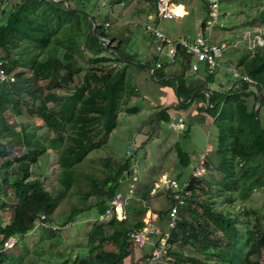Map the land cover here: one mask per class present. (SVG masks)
<instances>
[{"label":"trees","instance_id":"16d2710c","mask_svg":"<svg viewBox=\"0 0 264 264\" xmlns=\"http://www.w3.org/2000/svg\"><path fill=\"white\" fill-rule=\"evenodd\" d=\"M90 1L69 0L67 5L53 0H12L9 5L12 12L7 23L0 24V58L5 59L3 66L6 72L15 77L12 81L0 83V189L4 193L5 186L10 187L14 200L8 220L0 219V237L12 234L19 240V236L28 233L37 222L66 224L79 212L95 207L97 216L85 234L82 249L77 248L64 255L58 250L62 256L59 264H124L132 242L127 233L144 224L143 215L150 209L153 226L169 232L167 255L175 254L181 264H262L264 225L256 214L257 208L245 206L241 212L243 219L234 211L217 208L215 202L217 198H223L224 202L232 203L236 197L244 201L254 187L264 185L261 162H264V119L260 117L264 97L255 111L258 94L248 81L240 77L233 80L236 83L232 88L227 86L233 82L228 81L226 86L219 82L220 87L211 88L208 95L205 88L216 81L215 71L203 70V82L189 86L187 71L191 67L192 56L180 46L174 56L181 65L178 73L167 74L164 70L167 62L160 60L159 55L151 60L155 67L151 76L172 86L178 98L174 104L169 103L153 113L152 119L145 124V134L150 135L147 129L155 119L167 122L172 112L185 110L188 118L204 119L207 115L213 118L217 140L205 160L204 173L189 174L181 193L183 203L178 208L175 224L164 228L170 206L175 201L171 188L165 187L154 196L150 193L154 181L143 183L139 177L128 180L139 185L131 197L140 199V202L125 203L127 217L98 218L117 191L125 196L128 193V187L122 188L121 177L132 168V159H137V152L143 148L147 138L136 145L121 165L107 171L101 169L105 172L103 178L86 174L89 189L83 193L85 196L95 195L94 202L73 205L66 215L53 218L54 196L39 177L25 169L36 165L47 149H57L59 182L64 189H70L78 179L75 174L77 164L91 150L106 144L110 133L117 127L121 100L131 92L128 86L133 77L131 69L149 64L139 63V53L127 49L126 39L116 41L115 37H110L105 26L107 15L102 17L95 13L96 4ZM172 1L179 5L183 3V0ZM203 4L201 27L206 29L209 2L203 0ZM256 18L260 24L264 23V8ZM93 20L96 22L95 32ZM80 35L82 49L88 59L87 68L81 75L80 67L75 64L79 60L76 53H80ZM104 39L108 40L107 44ZM29 41L42 47L29 59L33 61L30 72L11 59L21 45ZM43 53L46 58L38 59ZM157 61L161 62L158 67ZM237 65L241 67L240 73L252 78L264 94V42L256 46L253 54H240ZM43 80L44 84L41 83ZM208 100L211 105H208ZM193 109L195 113H192ZM126 110L136 112L139 106L131 105ZM24 113L40 118L47 128L54 131V135L41 137L27 130L25 123L21 122V136L11 137L7 118L11 114L21 117ZM17 143L27 151L12 153ZM177 158L182 167L188 165L189 156L181 147H177ZM211 169L220 173L218 195L200 199L201 193L211 190ZM173 177L182 184L181 173ZM163 195L165 199L156 204V198ZM251 215H255L253 222L250 221ZM54 235L52 227L43 228L40 241L50 244ZM219 235L225 239L224 244L218 240ZM105 241L114 244L116 250L105 248ZM34 248L39 249L40 246L37 244ZM183 248L190 249L191 253L183 252ZM21 259L20 252L17 255L10 251L0 252V264H19Z\"/></svg>","mask_w":264,"mask_h":264},{"label":"rangeland","instance_id":"374dc122","mask_svg":"<svg viewBox=\"0 0 264 264\" xmlns=\"http://www.w3.org/2000/svg\"><path fill=\"white\" fill-rule=\"evenodd\" d=\"M11 2H9V5ZM63 2L68 5L67 0H63ZM90 2L96 4L94 7L95 13L101 14L102 17L105 14L107 15L106 19L110 24L106 26L107 30L110 31L113 27L112 29L116 31L118 27H122L120 32H122L124 39H126L127 49L131 52L139 53L138 58H144L146 53L156 51V39L149 30L145 31V23L150 20L148 15L151 14L152 18H155L156 15L155 3L153 1L91 0ZM183 3L189 13L184 17L171 16L162 18L159 24L170 36L180 37L186 35L188 32L191 34L196 33L199 20L204 16L203 0H183ZM9 5L3 9H11ZM177 8H182L180 10L184 12L183 7L179 6ZM262 8H264V0H219L220 18L225 27H218L221 25H217L213 27L211 34L213 38L215 37L214 39L217 37L226 39V46L219 60L220 65L216 67L215 71L217 75L215 78H219L216 81L223 82V86H226L228 81L231 83L235 80L227 67L232 68V70H240L241 67L237 65L238 56L240 54H253L256 46L262 45L264 42V23L260 24L258 18H256V15ZM78 39L80 42V53H76L79 60L75 64L80 67L79 73L81 75L87 68L88 59L86 52L82 49V36L80 35ZM105 41L108 40L105 39ZM41 49L42 47L38 43L25 42L21 45L19 52L11 56V59L16 60L20 67L30 72L33 61H29V59L35 56ZM45 58L46 54L44 53L38 56V59ZM41 83L44 84L45 80L41 81ZM133 83L134 80L132 78L128 84L131 92L127 93L121 100L117 127L110 133L106 144L91 150L84 160L77 164L75 174L78 179L73 182L70 189H64L59 182L60 167L57 149H47L40 156L36 165L25 169L26 172H32L35 176L39 177L45 188L54 196L55 203L51 210L53 218L58 219L66 215L73 205L82 206L94 202L96 199L95 195L89 194L85 196L83 193L89 189L86 174L95 175L100 179L103 178L105 172L102 170L107 171L108 168L121 165L127 155H130L133 148L128 150L129 144H141V140H136L133 137L137 132L136 129L143 126L141 123H143L144 118H147L148 114L145 111L146 109L142 107L141 98H138L136 96L137 93H134ZM131 105L139 106V111L127 112L126 108ZM260 117L264 119V105L260 110ZM7 121L9 133L13 138L21 136V122L25 123L27 130L41 137L54 135V131L47 128L40 118L27 115L26 113L21 117L11 114L7 118ZM165 127L171 131L163 130L156 131L153 135L150 134L147 141H144L143 148L138 150L137 159H132V168L122 175V188L128 187L125 199L126 204L129 202H140V199L131 197L139 185L134 181L129 183V178L136 180L139 177L143 183L153 180L154 184L150 193L155 196L156 192L168 186L166 178L181 173L182 176H186V180L190 173L194 174L196 172L194 167L198 158V152L203 150L206 155L205 158H207L216 145L217 128L215 125H210L209 127H201L198 124L191 125V131L188 136L182 135L180 131H172L167 124H165ZM175 137L179 140L181 147L188 151L190 155L189 163L185 167H182L178 162L175 148L171 144ZM26 151L27 148L20 143H17L12 149V153H23ZM3 152L9 154L8 150H4ZM1 160L2 157L0 156ZM261 162L264 166V162ZM204 171L200 170L198 175L203 174ZM209 174L211 176V190L207 191L206 194L201 193L200 199L203 197L214 198L218 195L217 189L220 187V173L211 169ZM12 196L13 191L10 187L5 186L4 193L0 189L1 220H8L9 218V211L14 201ZM164 199V195L156 198V204ZM215 206L223 210L229 209L234 211V213L238 214L240 218L243 217V219L245 217L241 212L245 206L257 208L256 214L264 225V185L254 187L244 201L236 197L232 203H227L224 202L223 198H217ZM96 216V208L92 207L88 211L79 212L74 219L66 224L37 222L28 233L19 236L18 243L9 251L14 255H17L19 252L22 254L19 264H59L62 256L59 255L58 250H61L60 252L64 255L72 253L77 248L82 249L86 241L85 234L93 224ZM145 217H147V212L144 213L143 220ZM254 219L255 215H251L250 221L253 222ZM49 226L55 230V235L50 239V244L46 241H40L41 230ZM217 237L222 244L225 243L222 235ZM37 244L40 246L39 249L34 248ZM103 245L107 249L116 250V246L109 241H105ZM146 246L144 245L143 247L145 248ZM137 247L134 243H130L129 249L131 252L124 258V264H145L143 258L135 253ZM182 251L191 253L190 249L186 248H183ZM166 256L160 264H181L176 260L175 254ZM261 262L264 264V246L261 252ZM67 264H70V262Z\"/></svg>","mask_w":264,"mask_h":264},{"label":"built area","instance_id":"2783aa9c","mask_svg":"<svg viewBox=\"0 0 264 264\" xmlns=\"http://www.w3.org/2000/svg\"><path fill=\"white\" fill-rule=\"evenodd\" d=\"M12 0H0V9L7 8L9 2ZM99 1V0H98ZM101 1V0H100ZM209 13L206 18L207 34L202 31L194 34H188L180 38H172L165 33L158 24L154 22L145 23L146 30L152 34L156 39L155 50L159 53H168L174 57L177 51V47L180 46L185 52L192 56L191 69L196 71L199 69V64L203 62L208 72H213L221 58L226 42L223 41H209L207 39L210 31L217 25H223L219 10V0H209ZM173 3L172 0H156L155 6L158 14V19L178 16L170 5ZM109 25V21H105V26ZM5 59L0 58V83L4 81L14 80L13 74H8L3 66ZM161 62L157 61L156 66H160ZM151 71L154 73L155 67H151ZM232 73L235 77H240L243 80L248 81L251 85L255 86V81L246 74H241L238 70L233 69ZM184 117L182 115L177 116L175 120L170 121L169 126L174 130H180L183 127ZM134 148L131 143L128 145V150ZM133 152V151H132ZM205 152H200L198 156V163L196 166L195 175H198L200 170L204 171L205 163ZM168 186L173 192V198L175 201L171 204L167 214L168 227H172L175 224L178 208L183 203L181 196L183 188L187 185V181L178 183V180L174 177L166 178ZM126 196L121 192L117 191L109 200L108 205L103 213L99 215L100 220H108L112 216L117 219L124 217V206ZM43 217V215H42ZM128 238L137 246H143L147 243L152 244L150 254L146 258L145 264H160V262L167 255V238L169 235L168 230H163L159 226H153L149 219H146L144 224L138 229H130L128 231ZM18 242V237L15 235H8L6 237H0V252L9 251Z\"/></svg>","mask_w":264,"mask_h":264},{"label":"crops","instance_id":"0c3cea01","mask_svg":"<svg viewBox=\"0 0 264 264\" xmlns=\"http://www.w3.org/2000/svg\"><path fill=\"white\" fill-rule=\"evenodd\" d=\"M67 1H68V4H69V0H67ZM176 6H181V7L184 6L183 8H185L184 3H182V5H176ZM155 9H156V6H155ZM179 9H182V8H179ZM187 13H189V12L186 9V12L185 13H183L181 15H178V16H175V17H184ZM155 14H156L155 15V18H152V15L151 14L148 15V17H149L150 20H148L147 22H150V21L152 22L153 21L155 24H158V26H159L161 20L158 19L157 11H156ZM1 15L2 14H1V10H0V16ZM112 28L110 29V31L108 30L110 37H115V40L116 41L119 40V39L124 38L122 32H120L122 30L121 29L122 28L121 26L118 27L116 31H114ZM162 30L169 35V33L167 31H165L164 29H162ZM145 31L147 32L146 29H145ZM200 31H202L203 33L207 34V28L205 29V28H202L201 27V19L199 20L198 28H197V31L196 32H200ZM211 31H210V34L207 37V39L209 41H223V40L225 41L226 40L223 37H217L216 39H214L215 37L213 38V36L211 34L212 33ZM188 34H190V33L188 32L186 35H188ZM186 35H183V36H186ZM183 36H180V37H183ZM170 37H172V38H180V37H173V36H170ZM156 55H159L160 56L159 57L160 60H162L164 63L167 62V65L164 68V70L167 72V74H175V73H178V72H180V69H181V65H180L179 61L175 60L174 57L170 56V54H168V53H159V52L155 51V52H148V53H146L145 54V57L143 56L144 58H140V57L138 58L137 57L138 60H139V63L143 64L145 62H148L149 64L148 65H145L143 68H136V67H133L132 68V75H133L132 78L134 80V83L132 84V86L134 87V89H133L134 90V93H137L136 96H138V98H141L142 105H143L142 107L146 109L145 111L148 114L147 115V118H144L143 119V123H141V125H143V126L142 127H139V129L138 128L136 129L137 132L135 133V135L133 137L136 140H141L142 141L145 138H148L149 135H146L145 134V132H146L145 124L147 122H149L150 119H152L151 116L153 115V113H155L157 111V109L160 108V107H162V106H165V105H167L169 103L174 104L175 99L178 98L176 96V91H174V88L172 86H169V85H166V84H162L161 83V79L155 78L154 76L153 77L151 76V74H153V72L151 71V67L153 66V63L151 62V60ZM218 65H220L219 61H218L217 66ZM216 67H215L214 71H216ZM227 68L232 73V68H229V67H227ZM203 70H206L207 71V67H206V65L203 62H201L199 64V69L196 70V71H193L191 69V67H190V69L187 71V75L189 76V80H190L189 86H196L199 83H202L203 82V78L201 76L202 73H203ZM238 71L240 72V70H238ZM214 76L215 77L217 76L216 73H215ZM232 76L235 79H237V77H235L233 75V73H232ZM164 78H162V79H164ZM217 79H219V78H215V80H217ZM235 83H236V81H233V83H231L227 87L228 88H232L235 85ZM218 84H219V81H215V82H212L211 84L210 83L207 84V87L205 88V90H207L208 95L211 93V90H210L211 88H217V87L219 88L220 87V85H218ZM251 86L253 88H255V90H256V86H253V85H251ZM208 105H211V103H210L209 100H208ZM192 111H193L192 113H195V110L194 109ZM180 115H182L184 117L183 127L180 130H174V129H172L169 126V123H170V121L175 120L176 117L177 116H180ZM212 121H213V118H210L209 115H207L206 118H204V119L188 118L187 111H185V110L184 111H174V112L171 113L170 118H169V121L165 122L164 120L157 118V119H155V121H153L152 123H150V125L148 126V129L147 130H150L149 133L152 134V135L154 134V132L156 133V131H163V130H165V131H171V130H169V129H167L165 127V124H167V126L170 127V129H172V131H180L182 133V135L188 136L190 134V131H191L190 130L191 125H195V124L197 125L198 124L201 127H207V126L209 127L210 125H213ZM171 144H172V146H174L175 151H176L175 153L177 155V147H181V144H180L179 140L175 137V139L173 138V143H171ZM135 148H136V145H134L133 151L135 150ZM181 148L183 149V151L186 152V154L188 156H190L189 153H188V151H186L183 147H181ZM200 152H204V151L203 150L199 151L198 152V156H199V153ZM186 160H188V159H186ZM205 160H206V158H205ZM178 162H179V160H178ZM197 163H198V158H197V161H196V164H195V167H194L195 170H196ZM204 170H205V166H204ZM185 177L181 175V178L180 179H181L182 182L187 181V179L185 180ZM169 178H171V177H169ZM145 212H147V217H145V219L143 221L145 222L146 219H149L151 221V219H150L151 210L150 209H147V211H145ZM126 217H127V213L124 212V217L123 218H126ZM166 222H167V220H166ZM166 222L164 221V223H165V227L164 228L165 229L168 226V224H166ZM145 245H147L145 248L143 247L144 245L143 246H138L137 247V250L135 252L136 254H138L139 257L143 258V261L144 262H145V257L147 256L146 254L147 253L149 254V252L151 251V249L153 247L152 244H150V243H147Z\"/></svg>","mask_w":264,"mask_h":264},{"label":"water","instance_id":"95a60500","mask_svg":"<svg viewBox=\"0 0 264 264\" xmlns=\"http://www.w3.org/2000/svg\"><path fill=\"white\" fill-rule=\"evenodd\" d=\"M53 1L63 2V0H53ZM11 12H12L11 9H7V10L6 9H2L1 10V14L2 15L0 16V24L3 23V22L7 23L8 17H9ZM95 29H96V22H95V20H93V31L94 32H95ZM104 43L107 44V41H105V39H104ZM256 91H257V94H258V102L256 104L255 111H257V109L261 105V102H262L263 97H264V94H263V92L261 91V89L259 87H256Z\"/></svg>","mask_w":264,"mask_h":264},{"label":"bare ground","instance_id":"6f19581e","mask_svg":"<svg viewBox=\"0 0 264 264\" xmlns=\"http://www.w3.org/2000/svg\"><path fill=\"white\" fill-rule=\"evenodd\" d=\"M176 5H179V4L173 2V3L170 5V8H172L173 11H174L176 14L181 15V14H183V13L186 12L185 8H184V12H183L182 10H180L179 8H177V7H179V6H176ZM183 7H184V6H183Z\"/></svg>","mask_w":264,"mask_h":264}]
</instances>
